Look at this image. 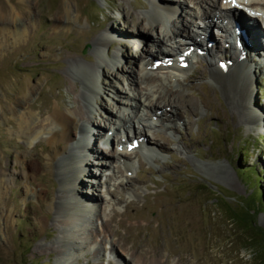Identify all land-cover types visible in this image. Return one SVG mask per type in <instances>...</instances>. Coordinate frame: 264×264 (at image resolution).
Masks as SVG:
<instances>
[{"label":"rangeland","instance_id":"374dc122","mask_svg":"<svg viewBox=\"0 0 264 264\" xmlns=\"http://www.w3.org/2000/svg\"><path fill=\"white\" fill-rule=\"evenodd\" d=\"M163 1L178 6V23L157 16V0H0V264H142L129 261L134 253L129 245L140 243L156 248L160 264H260L255 249L245 244L244 232L220 207L222 194L232 205L253 197L252 185L241 173L245 166L261 169L264 188V49L255 48L257 54L233 47L234 38L229 42L231 35L221 36L213 26L210 37L216 44L208 55H196L175 76L163 69L152 72L144 65L147 56L163 49L173 56L165 29L174 32L180 24L188 32L187 19L209 8L203 4L208 7L200 9L195 0ZM244 2L240 7L248 11ZM120 8L128 15L121 17ZM132 18L153 24L144 42L127 37L135 33ZM257 19L263 34L262 20ZM198 25L192 28L204 27L200 20ZM123 33L124 38L116 39ZM235 54L236 62L243 58L235 69L238 79L223 83L214 78L212 67L223 61L226 72ZM142 66L154 79L140 78ZM135 75L136 84L131 82ZM91 84H98V91ZM168 87L192 102L185 108L164 106L177 117L152 116L143 107L134 112L121 108L138 131L140 117L142 123L153 122L150 128L144 126L146 137L164 147L151 155L134 149L128 170L113 156L103 172L98 164H81L96 173L93 186L81 185L96 203L67 225L66 213L75 203L70 201L72 170L66 157L76 153L54 156L48 143L46 119L55 104L72 111L77 98L90 119L87 128L113 131L112 144L93 140L98 151L115 150L124 136L114 130L118 120H102L101 109L114 114L118 100L138 92L142 100L157 98L158 108L167 104V96H159ZM20 115H32L29 133L22 130ZM167 124L175 128L167 129ZM74 134L76 144L82 137ZM111 216L105 229L103 221ZM256 224L264 230V210ZM83 226L92 234L78 245L80 239L69 235Z\"/></svg>","mask_w":264,"mask_h":264},{"label":"bare ground","instance_id":"6f19581e","mask_svg":"<svg viewBox=\"0 0 264 264\" xmlns=\"http://www.w3.org/2000/svg\"><path fill=\"white\" fill-rule=\"evenodd\" d=\"M195 1H197V3L199 4V7L202 6L203 4L205 5L207 4L209 5V8H207L208 6L205 7V5H203L207 9H203L199 13H193V18L187 19L188 23L185 25V27L188 26L187 27L188 32H186L184 28L182 29L180 27V24L178 25L177 30L174 32L167 33L168 31L165 29L164 31L165 32L164 36L166 38L165 42H167V44H169L168 46L171 47V49H173V56H170V53L172 52L169 51V49H167L168 51L166 54L164 52V49L162 51V48H160V45L158 46L157 44L155 45V47L157 46V49L162 52L157 54V56L155 57L147 56L146 60L148 62H145L144 64L146 68L152 69L153 70L152 72H156V70L160 71V69H163L164 72L168 71L169 73H174V76H175L176 72H180L185 67L190 65V62H192L193 58L196 57V55L207 54L209 49H212L215 46L216 42L212 41V38L210 37V31L213 26L220 29V32L218 34H220L221 36L225 37L227 34L231 35V36H227V38H231L229 42H233L235 40V42L233 43V47H235L236 45L243 46V49H245V51L247 50L246 52L248 51L256 52L257 49L255 48H258V47H260L259 50L264 49V33L262 34V32L260 31L261 25L259 26L260 23H258L257 18L251 17L250 15L247 14L248 12V13L253 14V16H256V17L259 16L262 20L263 27H264V0H245L243 4L245 8L248 10L247 12L246 10L241 9L240 7V5L242 4L241 0H220L219 2H216V0H195ZM157 3H158V6L155 4V7H153V8H156L154 9L156 10L154 12L155 13L157 12V16L163 17L164 15H166L167 17H169V19L173 18V20L177 21V23L178 21H180V18H181L180 14L179 15L177 14L178 6H175V7L170 6L166 3V1H163V0H157ZM120 9H121L120 10L121 17L122 15H125V16L128 15L126 14L125 8H120ZM158 9H160V11ZM216 11H220L221 14L216 15ZM221 11L224 12V14ZM220 16H224L223 19H224V22L227 23V26H225L224 24H221L222 21L220 20L221 19ZM129 17H131V15H129ZM68 18L70 17L67 14V19ZM199 20L202 23H204V27L202 29L199 28L197 30L193 29L192 28L193 26L199 27L198 25ZM130 21L132 22V26L135 28V33L132 34V36L130 37L129 35H127V37L130 38V40L144 42V40L147 38L145 33L149 32V30L153 28V24L149 22V25H143L138 20H134V18H132ZM254 21H256L258 24H256ZM235 24H236V27H235ZM193 30L197 33H192ZM124 36H126L124 35V33L115 35L116 39L118 37H120V39L124 38ZM133 37H138V38L134 39ZM229 44H232V43H229ZM223 46L225 47V44H223ZM228 46L229 45H227L226 47ZM237 50H238V53L242 52L238 48ZM256 53L258 54L259 52H256ZM221 54L223 55L224 53H221ZM222 57H225V56L223 55ZM232 58L234 60L230 62L231 66L227 64L228 68L226 70V72L227 71L231 72L230 76H228L226 72L224 71L225 63L223 61L220 62L222 64L220 63L218 64V68L212 67V70H211L212 76L216 78L217 80L218 79L221 80L223 83L224 82L226 83L229 80L235 81L236 79H238L237 77H234L238 75L235 69L238 70L239 68L238 64L242 63L243 58L238 62L235 61L238 59L236 54L232 56ZM146 64H148L149 67H147ZM146 68L143 66L141 67L140 71L142 72H141L140 78L148 79V80L154 79V77L150 75L152 72L149 74V71L146 70ZM136 81H137L136 75L132 76L131 82L136 84ZM91 85H93V90L98 91L99 89V86H97L98 84H91ZM169 88L171 87L166 88V92L164 96H161V97L159 96V98H163V100L167 96V102L165 101L167 104L158 106V108L160 107V109L155 108L157 107V104H160L157 98L155 102L142 100V97H143L142 92H138L135 95L131 94V97L130 95L127 94L123 98L125 100L123 99L118 100L117 101L118 106L114 114L110 110L101 109L104 112V115L101 114L103 116L102 120L109 121V122L115 121L114 119L118 120L117 126L114 127V130L121 131L124 136L123 139L119 137V141L116 142L117 147L115 150H112L109 148L108 150L98 151L99 148L93 143L94 142L93 140H96V141L100 140L102 142H105L106 144L107 143L112 144L114 141V139H112L113 131L107 130V132L105 133V132H102L100 128L99 129H92V127L87 128L88 126L87 124L89 123L90 119H88L85 113V109L80 104L77 98L74 97V106H73L72 111L66 112V111L59 110L57 107V103L55 104L56 108L50 111V115L46 119L50 127H48L47 129L43 127V129H46L47 133L49 134V136L47 137L48 143H50L52 146L54 156L58 154L62 155L65 152L70 153L73 151L74 153L77 154L76 159H75L76 154L73 156V158L66 157L67 159H69L68 166L71 167V170H72L71 176H70L71 181L68 182L69 188L71 189V193H72V199L70 201L72 203H75L70 206L71 207L70 211L66 213L67 216L64 221L67 225H70L73 219H78L79 218L78 215L82 216L84 213L89 211V208L92 207L93 204L96 203V198L94 196L89 197L86 194V191H84L81 188V185H84V186L88 185L87 187L93 186L92 185L94 182L93 177H95L96 175V173L93 172L92 169H90V167L88 169L84 165H90L92 167L94 166V164L95 165L98 164L103 169L102 170L103 172L105 169H107L105 168L106 166L112 165L111 162H108V160L112 158L113 156V157H116L119 161H121L124 167L128 170V168L131 167V166H128V159L133 154L134 149L139 148L140 151H145L146 153L150 154V153H156L159 149L164 147V145L163 144L160 145V143L154 144L152 141H150V139H148V137H146L145 127L150 128V126L152 125L154 126L153 122L147 123L145 121V123H142L141 120L143 119L140 117L139 123H141L142 129L138 131L134 127L132 120L130 119L131 117L126 118L124 113L121 112V108L131 109L134 112V111H138L140 107H143V108H148L149 111H152L153 113V115L151 114L152 116H158L159 118H163V119L167 117H170V118L177 117V115H175V113L171 110V108L172 109L174 108L178 109L180 107L185 108L186 106H190V105L192 106V102L189 99H186L185 97H183V95L181 96L176 95L175 92L171 91V89ZM154 94L155 93H151V96L153 97ZM167 105H171V108L166 109L164 106H167ZM17 106H19V104H17ZM152 108L153 109L155 108V110H152ZM31 118H32V115H29L28 117L26 116L21 117L20 115V122L22 123L21 128L23 131H26L28 133L32 130L30 126L31 123H28ZM151 118L153 119V117ZM82 121L84 122V124L82 123ZM79 122H81L83 125H80ZM101 123L97 122L98 125ZM103 126H106V124L103 123ZM83 127H85L84 131H83ZM166 128L168 129V128H175V127L174 125L172 126V124H167ZM72 130L75 131L74 133H80L82 137V139L78 138L76 144L74 142V139L76 138L75 137L76 134L73 133V135H70V131ZM81 131L83 132V134L81 133ZM63 142H66V144L63 147H61V149L57 148V146H59ZM132 142L135 143V146L134 147L132 146V148L128 150L127 146L128 144H131ZM92 143L95 146H91ZM78 153H80L81 155ZM81 164H84V165L80 167ZM91 201H93L94 203H91ZM114 214L115 212L113 213V215ZM111 219H112V216L109 219H106L105 221H103V225H104L103 227L105 229H109V223ZM89 234H92L91 231H87V228L83 226L81 232H77L75 230L74 233L70 234L69 236L77 237L78 239H80V241H77L78 245H81V244L83 245V244H86ZM73 244L75 243L72 242L71 245ZM144 244L142 245V243H140V244L129 245L128 249L130 248V250L134 251V253H131L129 261L144 262L142 264H160L159 260H157V258L155 259L156 248H152ZM74 247L76 246L73 245V248ZM51 249L55 250L54 247H52ZM123 249L124 248H122V251L124 252ZM126 261L129 263L128 259ZM161 264H165V262H162Z\"/></svg>","mask_w":264,"mask_h":264},{"label":"trees","instance_id":"16d2710c","mask_svg":"<svg viewBox=\"0 0 264 264\" xmlns=\"http://www.w3.org/2000/svg\"><path fill=\"white\" fill-rule=\"evenodd\" d=\"M262 145H264V142ZM245 159L244 157V163ZM241 173L246 175L247 181L251 183L253 197L241 202L238 200L232 205L225 200V196L222 194L220 208L225 212L228 220H231L238 230L244 232L246 235L245 244L248 242V245L255 249L254 259L262 264L264 263V230L256 224L257 214L259 211L264 210V188L260 185L262 173L261 169L254 167V164L243 167ZM252 175H255L256 178Z\"/></svg>","mask_w":264,"mask_h":264}]
</instances>
